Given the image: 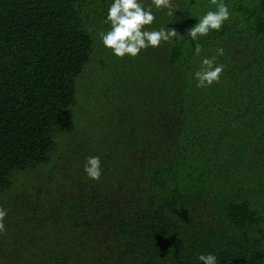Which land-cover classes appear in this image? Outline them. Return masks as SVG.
Listing matches in <instances>:
<instances>
[{
	"label": "trees",
	"instance_id": "16d2710c",
	"mask_svg": "<svg viewBox=\"0 0 264 264\" xmlns=\"http://www.w3.org/2000/svg\"><path fill=\"white\" fill-rule=\"evenodd\" d=\"M223 2L221 30L193 41L187 14L145 80L94 56L107 15L88 0H0V264H264V0ZM213 56L219 82L196 87ZM96 57L114 83L83 88Z\"/></svg>",
	"mask_w": 264,
	"mask_h": 264
},
{
	"label": "clouds",
	"instance_id": "9594fccd",
	"mask_svg": "<svg viewBox=\"0 0 264 264\" xmlns=\"http://www.w3.org/2000/svg\"><path fill=\"white\" fill-rule=\"evenodd\" d=\"M211 3L216 6V10L208 11L187 32L193 41L207 36L211 30L220 31L223 23L230 18L228 6L223 0H211ZM153 6L158 11L168 9L167 14L174 15L172 0H151L147 7L138 0H113L105 20V23L111 24V30L106 34H100L102 45L106 49H111L112 54L118 58H124L125 55L136 57L142 49L159 47L162 41L168 42L177 37V32L174 29L142 30L145 25H151L155 20ZM201 51L200 44L196 43L195 54L199 55ZM223 52V48L216 50L217 56L223 55ZM215 61L216 56L202 59L200 69L194 73V78L197 81L196 87L205 88L214 82H219L224 65H217ZM84 171L88 178L99 180L101 176L100 157H87ZM6 215L7 212L0 208V232L5 231L3 221ZM198 260L202 264H217V257L211 253L201 254L198 256Z\"/></svg>",
	"mask_w": 264,
	"mask_h": 264
},
{
	"label": "rangeland",
	"instance_id": "374dc122",
	"mask_svg": "<svg viewBox=\"0 0 264 264\" xmlns=\"http://www.w3.org/2000/svg\"><path fill=\"white\" fill-rule=\"evenodd\" d=\"M89 1V8L90 11L94 13H101L107 15L108 9L113 3V0H88ZM138 2L144 4L147 7L148 4L151 3V0H138ZM174 15H168V9L157 10L154 6L152 8L153 14L155 15V20L151 25H145L142 30L145 31H153L159 30L160 28L165 29H177L180 27V22L186 21V15L189 14L191 17L197 16L200 13L204 15L208 11H212V3L210 0H172ZM185 18V20H184ZM180 28H178L179 30ZM111 30V24L107 23L105 26L103 25L98 30L97 38H96V45L94 47V56H96L99 51L102 52V58H106L109 60L110 63H113L112 68L114 69L116 61H119L117 64V68L120 71L125 73L128 79H132L133 77H140L144 76L146 80L147 77H153L156 75H160L164 77L167 73L166 66L164 65V58H167L166 54V46L171 44V41L168 42H161L159 47L152 48L148 47L147 49H142L140 53L136 57H130L125 55L124 58H118L114 54H112L111 49H106L101 41V33H107ZM97 58V57H96ZM114 58V60H113ZM98 58L89 63L87 73L82 82V87L84 88L86 84H88L87 80L91 78L97 77L99 75V71L102 72L105 76L104 80L108 81L109 84H113L114 80L111 79L108 75L109 72L105 69L98 66ZM83 76V75H82ZM133 76V77H132ZM80 80V79H79ZM82 79L80 80V82ZM89 81V80H88ZM81 85L79 86V88ZM98 89H96L95 81L88 88L89 93V100L86 99L85 101L77 100L76 105L79 109L84 110L85 114L80 112L76 117V122H78V127H87L89 131L94 133V129L92 126L96 120V116H98V110L96 103L99 99ZM85 92V91H84ZM89 119V121H88ZM79 132V131H78Z\"/></svg>",
	"mask_w": 264,
	"mask_h": 264
}]
</instances>
